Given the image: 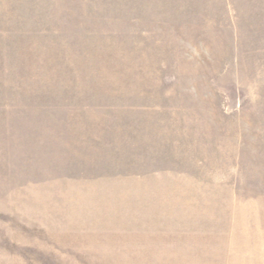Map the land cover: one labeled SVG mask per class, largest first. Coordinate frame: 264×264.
I'll return each instance as SVG.
<instances>
[{
  "label": "rangeland",
  "instance_id": "1",
  "mask_svg": "<svg viewBox=\"0 0 264 264\" xmlns=\"http://www.w3.org/2000/svg\"><path fill=\"white\" fill-rule=\"evenodd\" d=\"M0 264H264V0H0Z\"/></svg>",
  "mask_w": 264,
  "mask_h": 264
}]
</instances>
